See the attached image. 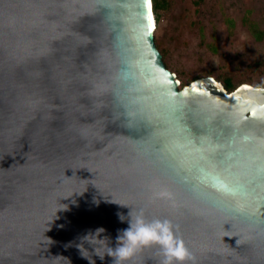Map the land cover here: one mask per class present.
Here are the masks:
<instances>
[{
	"label": "water",
	"instance_id": "obj_1",
	"mask_svg": "<svg viewBox=\"0 0 264 264\" xmlns=\"http://www.w3.org/2000/svg\"><path fill=\"white\" fill-rule=\"evenodd\" d=\"M30 2L20 0L21 8L11 10L15 17L12 27L20 35L21 51L32 48V37L38 27L32 10L25 6ZM66 2L70 5L67 18L57 22L62 25L59 31L63 38L81 31L77 25L88 12L78 5H91L95 0ZM110 2L116 7L109 10L110 18H102L101 62L108 65L106 70L113 77H121L123 86L134 97L149 107H159L164 102L182 105L186 117L194 116L210 122L218 130L226 131L238 124L244 132L264 137L261 131L264 127V86L242 83L229 91L213 76L195 78L181 86L177 74L156 44L155 31L145 38L148 32L146 0ZM3 23L4 17L0 14V26ZM39 29L46 37L52 35L49 28L39 26ZM38 43L43 46L46 39ZM165 74L168 80H178L179 84L155 82L154 85H146V81L153 77L158 81ZM210 78L222 87H217ZM193 82H198V87L207 91L196 92L191 88ZM28 99L26 91L21 98L22 104ZM58 102L56 99L50 101L52 105ZM253 109H256L255 115ZM50 114L55 116L54 107ZM57 123V120L52 121L53 126ZM71 123L77 127L94 128L96 135L78 144V150L69 148L65 153L52 156L43 143L39 149L32 150L25 125V133L13 143L15 155L6 153L0 159V182L5 175L2 167L20 165L16 172L19 179L11 199L6 204L0 202V264H92L77 247L80 235L89 228L104 225L115 244L118 230L128 226L120 214L127 215L132 205L134 208L146 207L149 216L170 215L176 220L189 245L197 249L196 257L185 264H264V181L259 182L254 191H241L240 199L245 204V211L234 214L236 197L214 186L212 174L200 178V174L193 176L180 170L177 161L168 153L154 152L151 141L128 137L127 133L111 130V126L106 124L101 127L79 117ZM105 130L112 131V138ZM60 133L63 136L62 130ZM96 136L115 145L114 150L103 156L92 155L95 147L99 149L105 143L96 140ZM28 152L31 159L27 162ZM85 178L88 180H82ZM160 185L170 186L177 193L179 203L176 207L165 200L149 199L152 189ZM71 192V195L62 196ZM60 203L66 204L63 205L66 208H59L56 213ZM225 218L234 220L236 228L249 237L250 251L247 255L236 249L240 234L236 233V228H231L232 221ZM229 232L233 235H225ZM40 233L44 234L46 241H41V256L33 258L29 253ZM212 249H222L223 258L210 251ZM153 252L148 250L142 258H133L127 264H161L162 258ZM112 259L111 256L104 259L97 256L95 264H110Z\"/></svg>",
	"mask_w": 264,
	"mask_h": 264
},
{
	"label": "snow or ice",
	"instance_id": "obj_2",
	"mask_svg": "<svg viewBox=\"0 0 264 264\" xmlns=\"http://www.w3.org/2000/svg\"><path fill=\"white\" fill-rule=\"evenodd\" d=\"M146 3L148 32L145 38L156 26L151 11L152 0H146ZM21 6L20 0H0V9H3L0 14L4 17L0 26V145H3L0 159L6 153L15 155L13 143L25 133V125L32 150L39 149L41 143L52 156L65 153L69 148L78 150V144L96 135L94 128L71 123L79 117L101 127L111 126V130L127 133L128 137L151 141L153 151L168 153L177 161L180 170L193 176L200 174V178L212 174L214 186L226 193L254 191L255 186L264 181V137L244 132L238 124L226 131L218 130L210 122L186 117L183 106L175 103L164 102L162 106L149 107L123 86L121 77H113L106 70L108 65L101 62L102 18L109 17V10L116 7L110 0L78 5L88 15L77 25L81 31L72 33L69 38H63L59 31L62 25L57 23L67 18L70 5L66 0H31L25 6L32 10L38 27L32 37V48L23 51L20 50V35L12 27L15 17L11 15V10ZM39 26L49 28L52 35L46 37ZM42 39H46L43 46L38 43ZM210 79L217 87H222L214 78ZM155 82L179 84L178 80H168L167 74L158 81L153 77L145 83L154 85ZM191 88L196 92L207 91L198 87V82H193ZM26 91L29 99L22 104L21 98ZM187 91L185 88L184 92ZM171 95L175 96V93ZM52 99L59 102L52 105ZM53 107L55 116L50 114ZM252 111L255 115L256 109ZM53 120L58 121L56 126H53ZM261 131L264 132V127ZM106 132L112 138V131ZM96 140L105 143L99 149L95 147L92 155L103 156L115 148L103 137L96 136ZM30 152L26 153L27 162L31 159ZM19 166L16 163L10 168L2 167L5 175L0 182V202L6 204L11 199L19 179L16 175ZM64 176L63 170L62 178ZM225 219L232 221L231 228H236L234 220ZM236 233L240 234L236 249L247 255L249 237L238 228ZM41 241H46L43 233L29 253L33 258L41 256ZM192 249L196 257L197 249ZM210 251L223 258L222 249ZM233 255L235 257V253Z\"/></svg>",
	"mask_w": 264,
	"mask_h": 264
},
{
	"label": "rangeland",
	"instance_id": "obj_3",
	"mask_svg": "<svg viewBox=\"0 0 264 264\" xmlns=\"http://www.w3.org/2000/svg\"><path fill=\"white\" fill-rule=\"evenodd\" d=\"M156 44L182 85L231 76L264 85V0H168Z\"/></svg>",
	"mask_w": 264,
	"mask_h": 264
},
{
	"label": "clouds",
	"instance_id": "obj_4",
	"mask_svg": "<svg viewBox=\"0 0 264 264\" xmlns=\"http://www.w3.org/2000/svg\"><path fill=\"white\" fill-rule=\"evenodd\" d=\"M92 170L95 171L96 169ZM82 180L88 179L85 178ZM72 193L62 196H68ZM240 193L241 191L239 190L228 193L236 197L234 214L245 211V204L240 199ZM149 199L152 201L165 200L173 207H176L179 203L177 193L167 185L154 187ZM119 202L132 205L122 201ZM63 205L66 204L60 203V206L56 209V213L59 208H66ZM120 218L127 220L128 226L118 230V234L115 237V244L112 243L113 237L108 233L104 225L89 228L76 241L77 247L81 250V255L90 259L92 264H95L97 256L101 259L111 256L113 259L110 264H127V261L133 258H142V255L148 250H154L152 254L159 255L162 258L161 264H185L186 261L195 258L192 247L179 231V225L172 216H149L146 207L134 208L132 205L130 212L127 215L121 213ZM49 238L51 240V237Z\"/></svg>",
	"mask_w": 264,
	"mask_h": 264
},
{
	"label": "trees",
	"instance_id": "obj_5",
	"mask_svg": "<svg viewBox=\"0 0 264 264\" xmlns=\"http://www.w3.org/2000/svg\"><path fill=\"white\" fill-rule=\"evenodd\" d=\"M152 3H153L155 25H156V29H157L158 23L160 22V20L162 18V11H166L169 8V1L168 0H152ZM161 52H162L163 57H164V51H161ZM167 67H168V65H167ZM218 80H220V79H218ZM242 83H246V82L235 83L231 76H226L223 79V84L225 85V87L229 91L234 90L235 88H237ZM181 85H182V83H181ZM256 86H264V85H256Z\"/></svg>",
	"mask_w": 264,
	"mask_h": 264
},
{
	"label": "bare ground",
	"instance_id": "obj_6",
	"mask_svg": "<svg viewBox=\"0 0 264 264\" xmlns=\"http://www.w3.org/2000/svg\"><path fill=\"white\" fill-rule=\"evenodd\" d=\"M152 16H153V19H154V21H155L153 9H152ZM154 31H156V26H155Z\"/></svg>",
	"mask_w": 264,
	"mask_h": 264
}]
</instances>
